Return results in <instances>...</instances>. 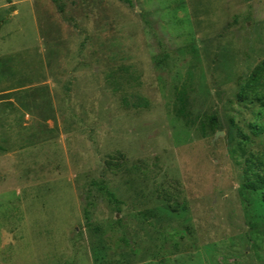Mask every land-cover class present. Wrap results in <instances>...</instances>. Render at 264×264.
<instances>
[{
  "label": "rangeland",
  "instance_id": "374dc122",
  "mask_svg": "<svg viewBox=\"0 0 264 264\" xmlns=\"http://www.w3.org/2000/svg\"><path fill=\"white\" fill-rule=\"evenodd\" d=\"M128 3L0 0V264H264V0Z\"/></svg>",
  "mask_w": 264,
  "mask_h": 264
},
{
  "label": "trees",
  "instance_id": "16d2710c",
  "mask_svg": "<svg viewBox=\"0 0 264 264\" xmlns=\"http://www.w3.org/2000/svg\"><path fill=\"white\" fill-rule=\"evenodd\" d=\"M126 4L128 0H122ZM241 93L243 94V98L247 100H257L261 104H264V61L258 64L252 71L249 78L246 80L244 85H242ZM188 91L186 88L178 91L176 98V116L177 118L185 121L186 125L193 124V120L191 119V114L188 111L189 106V97ZM211 123L216 126V118L212 117L210 119ZM251 134L253 136H259L261 134V128L259 125L253 124L251 125ZM252 164L249 165L253 176L249 178L246 183V188L253 190L254 192H261L262 197L264 198V175L261 174V171L264 170V163L259 162L255 164V161H251ZM93 185H95L102 193L106 195L109 201L119 204L120 200L117 195L110 191L103 181H93ZM86 216L89 218L88 213L86 211ZM119 222V221H118ZM126 242V239H124Z\"/></svg>",
  "mask_w": 264,
  "mask_h": 264
},
{
  "label": "water",
  "instance_id": "95a60500",
  "mask_svg": "<svg viewBox=\"0 0 264 264\" xmlns=\"http://www.w3.org/2000/svg\"><path fill=\"white\" fill-rule=\"evenodd\" d=\"M221 133H217V137H218V135H220Z\"/></svg>",
  "mask_w": 264,
  "mask_h": 264
}]
</instances>
